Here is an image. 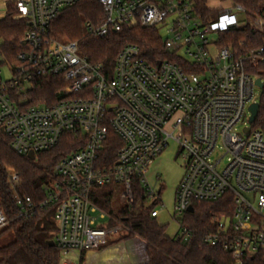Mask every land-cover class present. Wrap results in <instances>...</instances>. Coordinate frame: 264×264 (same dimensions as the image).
Returning <instances> with one entry per match:
<instances>
[{"label":"built area","instance_id":"1","mask_svg":"<svg viewBox=\"0 0 264 264\" xmlns=\"http://www.w3.org/2000/svg\"><path fill=\"white\" fill-rule=\"evenodd\" d=\"M77 1H14L17 18L26 23L20 40L24 50L9 67L8 80L0 72V133L14 153L26 158L54 149L65 134L81 143L57 162L43 185L42 200L14 195L17 218L29 220L53 208L52 241L60 259L76 252L77 264H82L80 254L105 246L108 235L120 229L108 226L113 218L96 225L107 215L92 201L93 189L120 186L119 198L130 206L137 183L155 207L160 195L146 174L173 142L176 158L184 162L175 191V238L186 242L191 236L180 222L192 203L230 195L231 215L214 220L203 243L220 247L238 262L247 256L264 261V133L248 122L259 88L243 67L247 59H264V47L239 57L208 39L245 26L264 31V16L252 20L242 7L232 5L217 20L203 23L185 0H97L105 19L98 26L85 23L88 36L103 38L123 26L155 28L165 33L164 48L187 62L184 67L169 61L150 65L138 47L128 45L115 57L110 77L102 64H91L79 54L77 42L49 37L60 11ZM38 78H58L66 84L55 103L26 105ZM109 130L121 146L113 164L103 167L101 150ZM8 176L15 187L17 174L9 170ZM150 215L156 218L158 211ZM7 223L0 210V228Z\"/></svg>","mask_w":264,"mask_h":264},{"label":"trees","instance_id":"2","mask_svg":"<svg viewBox=\"0 0 264 264\" xmlns=\"http://www.w3.org/2000/svg\"><path fill=\"white\" fill-rule=\"evenodd\" d=\"M185 1L192 5L195 15L203 23L217 20L221 13L219 10H209L206 0ZM230 1L234 6L242 7L250 19L264 16V0ZM17 13L16 3L8 1L5 3L4 16L0 19V58L8 67L17 64L16 57L24 50L20 40L26 30V23L17 18ZM104 19V11L97 0H78L74 6L60 11L50 25L49 37L59 42H77L79 54L91 64H102L104 73L110 77L115 57L128 45L138 47L140 57L150 65L164 61L183 67L187 65L176 53H168L155 28L123 26L120 32L110 31L103 38L88 36L85 23L98 26ZM217 42L219 46L232 49L239 57L246 56L250 51L264 47V33L245 26L219 33ZM243 67L247 75L264 83V59H247ZM65 86L58 78H38L27 94L26 105H51L57 101L58 93ZM258 104L253 128L264 133V87L260 91ZM80 146L77 137L65 134L54 149L37 153L35 159L30 161L14 153L0 133V210L8 221L0 228V243L8 240L5 245L0 244V264H60L58 250L49 245L56 231L53 208L43 209L29 220L18 219L14 195L28 196L36 202L42 200L43 185L49 180L57 162ZM120 146V140L109 130L101 150L103 167L113 164ZM9 170L18 176L15 187L10 182ZM116 187L120 186L112 184L95 188L91 199L125 228V237L116 243L131 240L141 243L143 250L137 256L136 264H264L261 259L250 256L235 261L220 247H212L202 241L206 234L212 232L214 220L231 215L233 202L230 195L212 203H192V212L185 213L180 222L181 227L191 232L190 238L183 242L181 239L167 237L164 227L159 226L156 219L151 217L154 204L148 208L143 207L144 191L137 183L133 186L132 204L114 212L111 204ZM137 205H140L139 213L135 212ZM108 226L115 227L112 221ZM83 254H80V262H83Z\"/></svg>","mask_w":264,"mask_h":264},{"label":"rangeland","instance_id":"3","mask_svg":"<svg viewBox=\"0 0 264 264\" xmlns=\"http://www.w3.org/2000/svg\"><path fill=\"white\" fill-rule=\"evenodd\" d=\"M7 1L11 0H0V4H4ZM209 4L211 3L208 1ZM211 6L214 4H210ZM253 20V19H252ZM253 29V28H251ZM255 31H259L256 29H253ZM261 33H264V31H259ZM161 40L163 41L165 39V33L159 32ZM208 39L211 42L216 43L218 41V34H210L208 36ZM243 44V43H242ZM168 53H172L171 50H167ZM2 60L0 58V64ZM0 72L3 80H8L10 78V72L9 67L6 65V63H3L0 65ZM261 89L257 90V93L260 95ZM238 130L242 131V126H238ZM175 143L169 142L167 148V152L172 153L174 151ZM221 152V150H218ZM149 166V169L146 174V179L149 182L150 187L157 191V189L161 186L162 191L160 193V204L156 205L154 207L155 210L158 211L159 215L156 218V222L159 226L164 227L165 235L169 238H175L179 233V220L177 217H174V202H175V191L176 188L183 176L184 173V162L180 158H164L160 156L152 162ZM156 175L158 176V180H155ZM117 191L115 194V197L112 201V209L114 212L120 211L123 207L126 206L124 202H122L119 198V194L122 192L121 187H116ZM152 205V201L145 200L143 207L148 208ZM140 211V205L136 206L135 212L139 213ZM96 213L94 216H97ZM107 217L104 220H97L96 225L103 226L109 222V218H113L111 215H108L106 213ZM115 226L120 228L116 233H112L108 235V246H112L113 244H119L122 243L118 241L119 239H123L126 235L125 228L119 223L118 220H114L112 222ZM8 240L2 241L0 244L5 245ZM106 247V246H105ZM104 248V247H103ZM101 247V249H103ZM99 248V250H101ZM61 262H69L71 264H77L78 262V254L76 252H72L67 257H61Z\"/></svg>","mask_w":264,"mask_h":264},{"label":"crops","instance_id":"4","mask_svg":"<svg viewBox=\"0 0 264 264\" xmlns=\"http://www.w3.org/2000/svg\"><path fill=\"white\" fill-rule=\"evenodd\" d=\"M11 1H15V0H11ZM208 1L211 2L210 4H214V5L211 6ZM5 3L0 4V19L4 16L5 13ZM232 5L233 4L230 0H206V7L209 10H213V11L215 10L223 11L228 9ZM174 148L175 149L172 153L167 152V150L164 151L163 154L160 156V158L164 157V158L172 159L174 157L175 159L176 145L174 146ZM158 179L159 178L156 175L155 180ZM161 190L162 188L160 186L157 189V191L161 193ZM107 244L105 245L106 247L105 246H103L104 248L102 247L103 249L100 248L101 250L98 249L84 253L82 264H136V258L137 256H140L142 254V250H143L141 243L137 240L123 241L122 243L113 244L112 246H108Z\"/></svg>","mask_w":264,"mask_h":264},{"label":"water","instance_id":"5","mask_svg":"<svg viewBox=\"0 0 264 264\" xmlns=\"http://www.w3.org/2000/svg\"><path fill=\"white\" fill-rule=\"evenodd\" d=\"M160 63H157V66H159ZM255 85L259 88V89H262V87H264V83H262V81L260 79H255L254 81ZM258 107H259V104L258 103H254L252 105H250L249 107V112H250V117L248 119V122L250 124H252L256 118V115H257V111H258ZM248 128L245 129V132H248ZM27 159L30 160V161H33L35 159V156L32 154V153H29L27 155ZM187 211L190 213L192 212V207H188ZM49 245L51 247H54V243L53 241H50L49 242Z\"/></svg>","mask_w":264,"mask_h":264}]
</instances>
